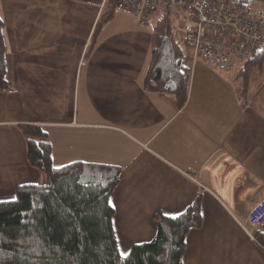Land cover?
I'll return each mask as SVG.
<instances>
[{"label":"crops","instance_id":"obj_1","mask_svg":"<svg viewBox=\"0 0 264 264\" xmlns=\"http://www.w3.org/2000/svg\"><path fill=\"white\" fill-rule=\"evenodd\" d=\"M104 3L0 0L5 77L13 87L0 91V201L13 199L19 184L42 182L20 128L39 124L53 165L121 167L110 196L121 255L153 238L156 213L176 216L201 193L202 223L185 236L182 264H264L246 224L264 197V82L243 107L235 74L205 66L195 79L196 65L177 108L170 96L142 86L150 21L140 25L118 8L84 58ZM227 80L235 81L232 90Z\"/></svg>","mask_w":264,"mask_h":264},{"label":"trees","instance_id":"obj_2","mask_svg":"<svg viewBox=\"0 0 264 264\" xmlns=\"http://www.w3.org/2000/svg\"><path fill=\"white\" fill-rule=\"evenodd\" d=\"M121 0H105L84 58L92 54L101 28L121 9ZM0 17V91L12 92L5 77V40ZM185 39L163 14L151 30L150 54L142 81L145 91L170 96L177 108L187 101L191 69ZM241 105L252 88L264 82V42L235 72ZM28 163L43 175L40 183L19 184L14 197L0 201V264H182L185 236L202 223L201 193L176 216L155 214L156 232L149 241L118 249L110 196L119 182L116 164L73 160L52 163L47 131L39 124L20 125ZM262 224V225H260ZM249 226L264 250V221Z\"/></svg>","mask_w":264,"mask_h":264},{"label":"built area","instance_id":"obj_3","mask_svg":"<svg viewBox=\"0 0 264 264\" xmlns=\"http://www.w3.org/2000/svg\"><path fill=\"white\" fill-rule=\"evenodd\" d=\"M165 6L174 21L176 36L185 39L187 68L197 62L218 71L243 65L264 42V10L247 0H121V9L146 25L155 11ZM264 221V197L248 210L246 224Z\"/></svg>","mask_w":264,"mask_h":264},{"label":"rangeland","instance_id":"obj_4","mask_svg":"<svg viewBox=\"0 0 264 264\" xmlns=\"http://www.w3.org/2000/svg\"><path fill=\"white\" fill-rule=\"evenodd\" d=\"M247 5H249V6H251V7H255V8H261V9H263L264 10V1L263 0H247ZM162 14H163V6H160L156 11H155V13H154V15H153V17L149 20L150 21V24L152 25V26H154L155 24H156V22L160 19V17L162 16ZM153 28V27H152ZM199 64V65H198ZM197 65V66H196ZM195 66L196 67H198L199 66V68L197 69V73L195 74V79L198 77V75H199V73L201 72V71H203L204 70V67L206 66L205 64H203L202 62H197L196 64H195ZM194 66V67H195ZM206 67H208V66H206ZM210 67H208V68H205V69H209ZM237 69L238 68H236V69H234L233 71H230V73H232V75H234L235 74V72L237 71ZM209 70H211V68L209 69ZM213 70V69H212ZM217 73V72H216ZM191 77V76H190ZM190 81H191V79H190ZM224 81V80H223ZM190 83V82H189ZM226 83V85L232 90V86L233 85H235V81H233V82H231V80H227V82H225ZM238 89V91H239V87H238V85L236 86ZM239 93V92H238Z\"/></svg>","mask_w":264,"mask_h":264},{"label":"bare ground","instance_id":"obj_5","mask_svg":"<svg viewBox=\"0 0 264 264\" xmlns=\"http://www.w3.org/2000/svg\"><path fill=\"white\" fill-rule=\"evenodd\" d=\"M165 7V6H164ZM185 41V40H184ZM260 225H262V224H260Z\"/></svg>","mask_w":264,"mask_h":264},{"label":"snow or ice","instance_id":"obj_6","mask_svg":"<svg viewBox=\"0 0 264 264\" xmlns=\"http://www.w3.org/2000/svg\"><path fill=\"white\" fill-rule=\"evenodd\" d=\"M124 253H122V255H123Z\"/></svg>","mask_w":264,"mask_h":264},{"label":"water","instance_id":"obj_7","mask_svg":"<svg viewBox=\"0 0 264 264\" xmlns=\"http://www.w3.org/2000/svg\"><path fill=\"white\" fill-rule=\"evenodd\" d=\"M264 1V0H263Z\"/></svg>","mask_w":264,"mask_h":264}]
</instances>
